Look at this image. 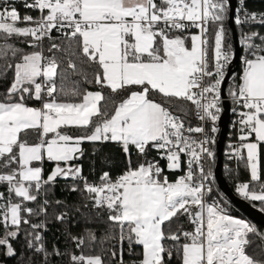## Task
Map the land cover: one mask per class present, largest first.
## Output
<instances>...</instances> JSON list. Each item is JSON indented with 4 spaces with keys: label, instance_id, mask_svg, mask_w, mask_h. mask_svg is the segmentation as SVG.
<instances>
[{
    "label": "snow or ice",
    "instance_id": "6c2138e0",
    "mask_svg": "<svg viewBox=\"0 0 264 264\" xmlns=\"http://www.w3.org/2000/svg\"><path fill=\"white\" fill-rule=\"evenodd\" d=\"M239 2L236 25H264V13L248 12L245 0ZM24 6L39 15L21 17L11 0H0V60L5 61L0 78L13 71L0 99V168L7 169L0 171V186L5 189L0 191L3 254L16 255L10 241L19 237L22 225H29L27 247L43 254L45 264L49 256L62 255L58 249L49 253L45 248L38 231L46 227L44 222L28 219L46 215L49 201L44 199L39 211L27 207L60 177L83 181L93 206L107 208L108 219L119 226L117 264H124L125 240L130 254L133 245L142 246V258L133 264H170L174 249L181 264H264L247 252L249 234L262 240L264 234L231 215L223 197L209 199L215 177L205 162L215 160L211 145L219 130L228 66L235 58L232 45L225 44L229 0H25ZM53 30L67 39V48L55 42ZM12 37L31 38L25 42L39 50L25 52L8 42ZM45 40L50 42L51 55L44 54ZM239 42L245 52L244 68L239 82L233 77L227 94L239 117L240 143L229 145V158L245 162L250 171L248 182L237 183V194L245 201L259 202L264 212L259 163L264 144V35L242 32ZM58 52L68 57L65 69ZM73 57L97 66L94 78L101 89L126 93L125 97L117 101L102 91L66 88L70 75H85ZM27 100L40 106H29ZM109 100L115 105L111 113ZM177 102L190 104L200 123L186 122L188 111ZM32 134L34 143L27 139ZM85 142L118 144L128 158L123 174L113 179L104 172L99 184L89 183L82 166L73 163L83 157ZM132 149L143 158L135 167ZM152 149L167 161L169 171H179L186 164L184 174L169 181L159 161L147 158ZM45 160L55 164L46 179ZM71 190L78 189L73 185ZM66 216L60 213L56 220L63 222ZM179 216L189 218L192 231L182 226L172 229ZM72 239L77 248L85 244L83 237ZM88 239L95 243V234L90 232ZM166 240L176 242L174 248L166 246ZM111 256L116 260L117 252L113 250ZM70 264L106 261L102 255L73 253Z\"/></svg>",
    "mask_w": 264,
    "mask_h": 264
},
{
    "label": "trees",
    "instance_id": "16d2710c",
    "mask_svg": "<svg viewBox=\"0 0 264 264\" xmlns=\"http://www.w3.org/2000/svg\"><path fill=\"white\" fill-rule=\"evenodd\" d=\"M11 2L18 9L20 15H31L35 16L36 12L34 9H28L24 6L25 2L20 0H11ZM247 10L254 11L258 13H264V0H245L244 5ZM228 20V19H227ZM225 21L226 38L225 44L232 45V38L230 34V29L228 27V22ZM235 22V20H234ZM18 26H26L24 24H19ZM238 36H241V32L245 29L247 32L255 31L264 35V25L259 23L245 24L238 26L235 24ZM195 32L194 30H191ZM56 37V43L61 44L62 47L67 48L68 41L65 37L59 36L52 33ZM31 38L24 37H12L8 42L14 44V46L22 49L25 52H31L39 49H32L25 42ZM256 43H260L257 39ZM0 43H3V34H0ZM50 42L45 40L43 43V49L45 55H51L48 53L47 49ZM72 50L75 51L76 47L73 44ZM241 54L244 53L243 47H241ZM57 57L60 58L63 63L61 64V69L67 68V59L63 53H56ZM77 63V67L82 69L86 75H70L65 81L66 88H72L78 86L80 90L83 91H102L106 97H111L114 100H121L125 97L126 93H111L110 89H101L99 85L95 83V71L97 66L94 64L82 63L85 58L73 57ZM5 61L0 60V71H3ZM243 62L239 61L237 70L231 75L226 85V93L228 87L233 83V77H235L236 82H239L240 74L243 72ZM70 72V70H69ZM13 77V71L9 70L7 72L6 78H0V99L9 87ZM57 84H60V79H57ZM159 99V98H158ZM29 106L39 107V102L35 100L26 101ZM105 102H102L104 104ZM178 104H183L185 110L188 111L187 117H185L186 122L190 121L192 125L196 124V120L193 118V111H191V105L186 102H177ZM114 104L111 100L107 102V110L111 113ZM178 115L182 113L177 112ZM73 134L79 135L80 131L76 129L71 130ZM235 138L234 135L230 136V130H227L225 137L223 152L227 148V142L229 139ZM30 143L36 141V136L34 134L27 137ZM84 149V155L81 159L74 161L76 165L82 166V175L87 178L89 183L99 184L100 176L104 172H108L110 176L115 179L119 175L123 174L126 170L128 158L122 151L121 147L113 142L106 143H89L85 142L82 145ZM215 153V144L211 145ZM147 158L149 160H156L154 150L149 151ZM216 158V155H215ZM131 160L133 167L136 166L138 162H142L143 158L138 155L135 149H132ZM260 169L262 178H264V147H260ZM214 162L207 161V169L211 167L212 171L214 168ZM159 165L163 166V170L169 179H174L178 174V171H169L166 168V162L159 161ZM54 162H49L45 160L43 164V174L46 179L48 173L54 168ZM7 169L0 168V171H6ZM222 173L227 181L228 185L236 192L237 183L248 182L250 180V171L245 166V162L237 161L233 163L226 159L223 153V163H222ZM77 187V191H72V186ZM83 181L77 179H64L58 177L54 185H46V192L42 194L38 201L34 203H27V207H31L36 211H39V204L42 203L44 199L49 201L47 205V214H41L39 216L33 215L28 217L31 223L44 222L45 228L39 229L43 236V244L49 253L53 252L54 249H58L62 255H51L47 258V264H70V255L75 253L77 255L83 253L85 255H102L106 261V264H117V260L120 258L121 245L119 243V226L114 224L108 219L109 212L107 208H97L93 206V202L89 199L88 193L83 191ZM5 190L3 186H0V191ZM237 194V192H236ZM212 195H217L219 198L223 197L227 201L226 208L231 215L238 218H243L246 221L253 224L259 233L264 234V225L258 224L253 220L246 217L241 211H239L235 206H233L227 197L220 191L215 180L213 184ZM56 201H60L57 204ZM250 202V201H249ZM253 206L259 209V202H250ZM60 213H67L66 219L61 222L56 220V216ZM182 226L183 230L192 231L194 226L189 222L187 216H179V219L174 218L172 222V229L175 231L177 228ZM32 231L29 225H22L19 237L16 240L10 241L16 251L14 257H7L3 254V250L0 249V264H45L43 254H37L33 249H29L26 243L27 233ZM94 233L96 237V242L91 243L88 239L89 233ZM4 233V229L0 226V236ZM109 235L116 236V239H106ZM73 237H83L85 239V244L82 248H77ZM249 239L251 241L247 248L249 255L253 256L255 259L264 260V240L260 236L255 234H249ZM103 241V243H101ZM181 243L184 242L181 238ZM165 245L168 247H173L176 242L171 240H166ZM123 260L124 264H133V261H139L142 258V246L133 245L131 254L129 252L128 243L125 240L123 242ZM117 252L116 260H113L111 256L112 251ZM170 264H181L180 258L176 255L175 249L173 251V258Z\"/></svg>",
    "mask_w": 264,
    "mask_h": 264
},
{
    "label": "water",
    "instance_id": "95a60500",
    "mask_svg": "<svg viewBox=\"0 0 264 264\" xmlns=\"http://www.w3.org/2000/svg\"><path fill=\"white\" fill-rule=\"evenodd\" d=\"M236 0H229V18L227 20L228 27L232 38V47L235 54V58L228 68V77L223 86V100L222 107L223 111L220 114L221 118L218 121L219 132L215 142V164L213 173L215 182L220 191L227 197L230 203L235 206L239 211L246 215L249 219L253 220L258 224L264 225V212H261L257 207L253 206L249 201L242 199L236 192L228 185L222 173L223 163V147L225 137L228 130V124L230 119V102L226 99V85L231 75L237 70L239 59H240V44L238 39V33L235 27L234 14H235Z\"/></svg>",
    "mask_w": 264,
    "mask_h": 264
},
{
    "label": "built area",
    "instance_id": "2783aa9c",
    "mask_svg": "<svg viewBox=\"0 0 264 264\" xmlns=\"http://www.w3.org/2000/svg\"><path fill=\"white\" fill-rule=\"evenodd\" d=\"M20 1H22V2H25V0H20ZM28 2H31V0H28ZM241 7V5H240V2H239V0H236V6H235V14H234V20H235V16L237 15V10L239 9ZM246 8V7H245ZM247 9V8H246ZM248 12H254V11H249V10H247ZM35 12H36V15L34 16V17H37L38 15H39V12L37 11V10H35ZM255 13H258V12H255ZM25 15H28V14H25ZM24 15H21V17H23ZM20 24H24V23H20ZM25 25V24H24ZM192 30H194V31H198L197 29H192ZM53 32L55 33V34H57V35H59V36H61V34L59 33V32H56L55 30H53ZM242 32H247L245 29H243L242 30ZM242 32H241V34H242ZM63 37V36H62ZM240 37L241 36H238V39H239V41H240ZM239 44H240V42H239ZM241 47H242V45L240 44V50H241ZM245 55V52L243 53V54H241V51H240V59H239V61H241L242 60V57ZM230 67V65L228 66V68ZM242 74V73H241ZM240 74V75H241ZM227 94V93H226ZM226 99L230 102V105H231V107H230V119H229V124H228V129L230 130V136H232V135H234L235 136V138H232V139H229L228 140V142H227V148H226V150H224V156L226 157V159H228L229 161H232L233 163H236L237 161H239V160H237L236 158H229V151H230V148H229V145H235V144H239L240 143V141L238 140V135H239V124H237L236 123V121L239 119V117H238V115H236L233 111H232V109L234 108V107H236L233 103H232V101H231V98L228 96V94H227V97H226ZM222 100H223V98H222ZM242 110V109H241ZM193 118L196 120V124H194L193 126H195V125H198L199 123H200V121H198L197 119H196V117H195V113L193 112ZM217 126H218V129H219V125H218V122H217ZM210 128V125H206V130H208ZM218 132H219V130H218ZM218 132L215 134V138L217 139V137H218ZM208 134L209 135H212L211 134V132L209 131L208 132ZM154 150V153H155V156H156V160H158V161H164V162H166V168H167V161L165 160V159H161L160 158V153L159 152H157L155 149H153ZM244 154V153H243ZM244 156L246 157V154H244ZM184 159H186L185 157H183L182 156V160H184ZM259 163H260V161H259ZM162 169H163V166L162 165H159ZM205 168H206V170H207V161L205 162ZM168 169V168H167ZM186 171V164L185 165H183L182 166V169L181 170H179L178 171V174L175 176V178L174 179H169V181H175L180 175H183L184 174V172ZM163 174L164 175H166V173L165 172H163ZM167 176V175H166ZM212 198H215V199H220L217 195H212L211 194V197L209 198V199H212Z\"/></svg>",
    "mask_w": 264,
    "mask_h": 264
},
{
    "label": "crops",
    "instance_id": "0c3cea01",
    "mask_svg": "<svg viewBox=\"0 0 264 264\" xmlns=\"http://www.w3.org/2000/svg\"><path fill=\"white\" fill-rule=\"evenodd\" d=\"M196 32V31H195ZM94 91H97V90H94ZM252 140L254 141L255 140V137H254V135H253V137H252ZM263 145V147H264V144H262ZM261 147V146H260ZM244 154H246V150H244ZM52 171V170H51ZM50 171V172H51Z\"/></svg>",
    "mask_w": 264,
    "mask_h": 264
},
{
    "label": "rangeland",
    "instance_id": "374dc122",
    "mask_svg": "<svg viewBox=\"0 0 264 264\" xmlns=\"http://www.w3.org/2000/svg\"><path fill=\"white\" fill-rule=\"evenodd\" d=\"M21 27H24V26H21ZM34 142H36V141H34ZM34 142H32V143H34ZM50 173H51V172H49L48 175H49Z\"/></svg>",
    "mask_w": 264,
    "mask_h": 264
}]
</instances>
